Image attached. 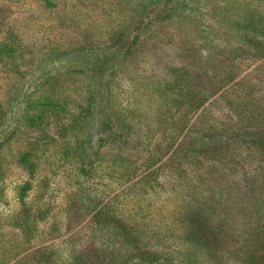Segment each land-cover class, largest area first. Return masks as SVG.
<instances>
[{
    "label": "rangeland",
    "instance_id": "obj_1",
    "mask_svg": "<svg viewBox=\"0 0 264 264\" xmlns=\"http://www.w3.org/2000/svg\"><path fill=\"white\" fill-rule=\"evenodd\" d=\"M256 122L264 0H0V264H242Z\"/></svg>",
    "mask_w": 264,
    "mask_h": 264
},
{
    "label": "trees",
    "instance_id": "obj_2",
    "mask_svg": "<svg viewBox=\"0 0 264 264\" xmlns=\"http://www.w3.org/2000/svg\"><path fill=\"white\" fill-rule=\"evenodd\" d=\"M258 123L259 122H256L255 124H248L246 127H242L241 124H238V126L236 125L235 131L231 132L230 135H221L218 131L214 132L205 137L206 144H203L201 148L205 146L213 147V151L215 152L214 154L217 157V162L219 165H222L223 169H228L231 171L233 168L231 164L232 162H235L233 160L232 154L235 145H243L246 147V145L252 143L256 148L259 146H264V134L259 131L256 132L249 130V128H252L251 126L257 125ZM258 197L259 200L255 197L254 201L252 202V208L259 209V203L264 205V194H259ZM262 214L264 213L262 212ZM207 222L208 221L204 218V215H202V220L200 223L201 228H207ZM210 248L211 246L207 245V255H211L213 261L217 263L223 261L222 255H219ZM238 251L242 253V256L244 253V259L241 260L242 264H264V225L259 223L252 229L244 231L243 240L240 247L238 248Z\"/></svg>",
    "mask_w": 264,
    "mask_h": 264
}]
</instances>
